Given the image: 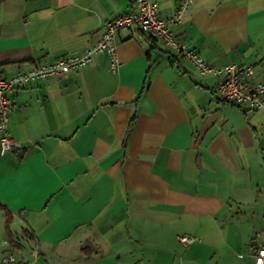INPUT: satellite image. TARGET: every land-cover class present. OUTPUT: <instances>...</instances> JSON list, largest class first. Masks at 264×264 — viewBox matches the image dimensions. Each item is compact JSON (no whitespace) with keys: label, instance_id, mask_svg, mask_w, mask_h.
<instances>
[{"label":"crops","instance_id":"0c3cea01","mask_svg":"<svg viewBox=\"0 0 264 264\" xmlns=\"http://www.w3.org/2000/svg\"><path fill=\"white\" fill-rule=\"evenodd\" d=\"M169 19L180 0H150ZM131 0H0L3 77L95 43ZM175 38L264 80V0H193ZM67 79L11 91L0 156V264H254L264 232V110L134 27ZM200 241L184 246L179 237ZM246 258V260H243Z\"/></svg>","mask_w":264,"mask_h":264},{"label":"built area","instance_id":"2783aa9c","mask_svg":"<svg viewBox=\"0 0 264 264\" xmlns=\"http://www.w3.org/2000/svg\"><path fill=\"white\" fill-rule=\"evenodd\" d=\"M192 2L193 0H180L176 11L165 20L159 17L158 3L150 0H131L132 12L106 21L98 40L70 57L50 64H36L7 77L2 76L0 64V156L22 148V144L9 133V119L14 110L10 92L49 78L65 80L86 67L92 57L99 54H107L111 59V69L116 70L119 62L116 58L115 39L121 30L128 27H134L165 47L179 52L197 68L199 74L213 75L216 92L223 103L241 105L250 112L264 110V80H247L250 67L228 64L221 69H215L195 50L187 48L175 38L169 25L178 24L181 17L189 11ZM262 235L264 232L258 233L257 237L262 238ZM178 239L184 246L200 241V238L190 236H181ZM256 248L254 264H264V240L260 241ZM37 258L36 248L30 252L29 259L23 261H19L13 252H8L2 258L1 264H35Z\"/></svg>","mask_w":264,"mask_h":264},{"label":"rangeland","instance_id":"374dc122","mask_svg":"<svg viewBox=\"0 0 264 264\" xmlns=\"http://www.w3.org/2000/svg\"><path fill=\"white\" fill-rule=\"evenodd\" d=\"M243 260H246V258H244Z\"/></svg>","mask_w":264,"mask_h":264}]
</instances>
